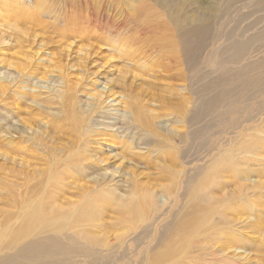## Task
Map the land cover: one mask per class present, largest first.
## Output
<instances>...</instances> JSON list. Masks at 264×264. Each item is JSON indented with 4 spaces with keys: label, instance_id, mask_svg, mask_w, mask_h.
Here are the masks:
<instances>
[{
    "label": "rangeland",
    "instance_id": "obj_1",
    "mask_svg": "<svg viewBox=\"0 0 264 264\" xmlns=\"http://www.w3.org/2000/svg\"><path fill=\"white\" fill-rule=\"evenodd\" d=\"M157 2L0 0V225L45 190L65 209L103 185L123 198L150 191L157 210L135 231L146 241L133 244L140 237L113 207L90 228L127 240L121 262L179 243L182 264H264V0ZM179 13L214 17L218 44L206 43L204 64L179 36ZM102 92L114 96L92 99ZM74 154L90 169L73 167Z\"/></svg>",
    "mask_w": 264,
    "mask_h": 264
},
{
    "label": "bare ground",
    "instance_id": "obj_2",
    "mask_svg": "<svg viewBox=\"0 0 264 264\" xmlns=\"http://www.w3.org/2000/svg\"><path fill=\"white\" fill-rule=\"evenodd\" d=\"M157 1L164 7H170V6H173V4L177 0H157ZM193 4H194V2H193ZM162 9H163V7H162ZM179 9H181V8H179ZM210 14H212V13H210ZM183 16H184L183 14H180V15H175L174 17H171V18H172V21L175 22L177 27H179L181 29V30H179V36L182 37L183 40L192 41L194 46L196 48H198V49L194 50V52L197 53V55H200V57H202L201 62L204 64L205 60L207 61L210 58V57L207 58L205 55V49L207 46L206 43L209 44L210 46L211 45L215 46L217 43V39L214 38V36H216V31L211 32V28L213 25H212V22H210V21H211V18H214V17H210V16L204 17L201 15H199V16L191 15L188 18V16H184V17ZM171 18H170V20H171ZM183 26L185 28H183ZM180 37H179V39H180ZM262 37H263V33L259 34L256 38H254L248 42L246 41V43H239L238 41L234 42L231 46L223 49L224 52H222L223 50L219 51V52L223 53L220 56L232 55L233 53L231 54V52H233L235 49H237L238 51H244L247 47H250V44L252 42L259 41ZM189 46H190V44H189ZM220 46H221V44H220ZM214 50L216 51V49H214ZM184 52H185V50H184ZM218 56L219 55L217 54V58H219ZM231 57H235V56H231ZM236 61L237 60L235 59L234 61H230V62L231 63H240V61L239 62H236ZM224 74H226V73H221L220 77L217 78V80L215 81V83H216L215 88H217V84L220 85V83H222L223 81H226V80H221V75H224ZM49 75H50L49 73L45 74V82L46 83L49 79ZM226 78H228V77H226ZM202 87H204V86H202ZM63 93H65V92H63ZM66 94L67 93H65V95ZM97 94L93 95L92 99H96V100L99 99L100 100V99H103V96L105 95L106 96L105 100L102 101L104 103H106L105 102L106 99H111L114 96V94H112L111 92L109 95L105 94L103 92L98 94V95ZM220 94H222V93H220ZM89 96H90V94H89ZM121 96L124 98L123 95H121ZM199 96L203 97L204 95L202 94ZM63 97H65V96H63ZM47 99L45 100V109H47V111L52 112L54 110L53 109L54 102L50 101V99H48V100ZM235 99H236V101L239 100L237 96ZM227 100H228V102H229V100H232L231 96ZM33 101H35V100H33ZM98 103L99 104H97V106L99 108L101 104H100V102H98ZM207 103L209 104V102H207ZM122 104H124L125 108H127L126 103L120 102V105H122ZM220 105L221 104H219V107H220ZM75 106L76 105L72 106V108H74ZM94 107L95 106L93 105V110L91 109V111H95ZM115 107H117V106H115ZM204 107H207V106L204 104ZM75 108H77V107H75ZM60 109L61 110L63 109L62 106H60ZM63 111H64V109H63ZM72 117L75 118L76 116L73 114ZM81 119H83V118H81ZM84 120H85V118H84ZM86 121H88V120H86ZM45 125H46V123H45ZM24 126H26V125H24ZM26 127L30 131H33V128H31L29 126H26ZM109 128L112 129L111 126ZM104 131H102V132L93 131V132L101 134L102 137H105V136H110V138L114 137L112 135V133H105ZM96 133H94V134L96 135ZM114 133H115V131H114ZM117 133L118 132L116 131V134ZM46 139H47V137H45V140ZM85 148H86L85 151H82V152L86 153L88 151V149L90 150L91 145L86 144ZM73 157L76 158V160ZM73 157H72V159L75 160L73 167H77V169L80 171H83V169L84 170L90 169L91 166H88L86 164L87 161H90V160H88L87 156L83 155V157H78L77 155L74 154ZM95 163L104 164V160L97 159V160H95ZM68 164H70V163H68ZM70 166H71V164H70ZM48 169H49V167H48ZM118 169L119 168H117V170ZM52 170H54V169H52ZM113 174H118V172L117 173L115 172ZM52 178H54V180L56 178L57 182H56V184L55 183L54 184L56 186V189H59L60 186L63 185L62 184L63 178H62L61 173L56 171V175L50 174L49 179H52ZM58 179L61 180V183L59 185H57L58 182H60V181H58ZM96 179H98V178H96ZM94 181H96V180L94 179ZM97 184H98V182H97ZM48 185H49V187L51 186V184H48ZM55 186L53 185V187H55ZM115 186H117V185H115ZM62 188H60V190ZM48 190H50V189H48ZM78 190H80V189H78ZM45 192L47 193V194L45 193V198L42 197V199L36 200L35 202H32V204H30V205H27V206L25 205V207H23L21 209V211L18 212L17 216L15 215V216H13V218H11V219L9 218L10 220L8 221V223L5 226L0 225V264H125L124 262H121V260H122L121 258H126V256H125L126 250H125L124 246H125V243L127 242V240L124 238H121L120 241H118V240L114 241V240H110L106 236L102 235L104 237L103 238V237H100L97 234L93 233V231L90 230V228L96 227V224L99 221V218L101 215V213H100L101 211H104L105 209H107L109 207H113V208H115V210L119 211V214L121 216L128 217V219H125V221H127V223H130L132 225V231L131 232L134 233L133 239L135 240L138 237H140L138 240L133 241V244L136 245V244L141 243L143 241V239L144 240L147 239L146 233H144V231L141 232V235H137V232L135 233L136 229L138 228L137 226L141 227L142 224H144L146 221L149 220V218H150L149 213H151L153 210H157V204L155 201V194L153 192H150V191H140V192L137 190H134L132 192L129 191L130 193L125 198H123V197H121V195L118 196L117 195L118 192L115 193V191H113V188L111 186H108V185L104 186L103 185L102 188L99 187L98 191L89 193L88 195L85 194L86 196L80 202L69 204L67 209L63 208L60 205V203H59L60 206L59 205L54 206V204L58 203V202H55V194L57 193V191H55V194L53 193V191H51L49 195H48V193H49L48 191L45 190ZM61 194H64V193H61ZM70 202H72V200ZM62 204H63V202H62ZM15 214H16V212H15ZM102 214H104V213H102ZM150 225H152V224L150 223ZM146 227H148V225H146ZM88 230H90V231H88ZM125 233L126 232L124 231L123 234H125ZM132 233H130V234H132ZM116 238L117 237L115 236V239ZM152 246L153 245L149 244V247L147 249V250H149V252L153 250ZM126 247H128V246H126ZM154 248H155V246H154ZM180 249H181V246L179 243H172V244L168 245L163 251L156 252L157 254L154 253L151 257H150L151 254L149 256L147 254H145L144 255L145 257L141 258L142 262H139L138 264H182L181 259L184 257V255L187 254L188 249L187 250L186 249L180 250ZM222 252H223V250H222ZM224 253H226V252H224ZM115 255H117V257ZM223 257H224V255H223ZM183 259H185V258H183Z\"/></svg>",
    "mask_w": 264,
    "mask_h": 264
}]
</instances>
